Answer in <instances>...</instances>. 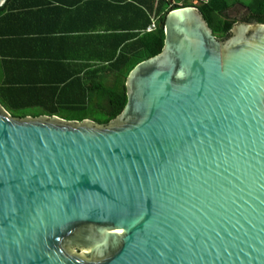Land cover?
Here are the masks:
<instances>
[{
    "label": "water",
    "instance_id": "95a60500",
    "mask_svg": "<svg viewBox=\"0 0 264 264\" xmlns=\"http://www.w3.org/2000/svg\"><path fill=\"white\" fill-rule=\"evenodd\" d=\"M125 89L108 124L0 102V264H264V24L170 11Z\"/></svg>",
    "mask_w": 264,
    "mask_h": 264
},
{
    "label": "trees",
    "instance_id": "16d2710c",
    "mask_svg": "<svg viewBox=\"0 0 264 264\" xmlns=\"http://www.w3.org/2000/svg\"><path fill=\"white\" fill-rule=\"evenodd\" d=\"M11 1L0 7V19ZM38 5L39 14L45 18L85 23L62 29L60 35L75 37L77 43L86 41L92 59L57 85L0 89V102L13 116L55 114L108 124L127 102V76L136 65L162 51L170 11L198 8L219 40L229 38L238 22L264 24V0H41ZM237 5L247 11L240 20L230 15ZM156 19L157 29L147 32ZM32 107L37 109L32 111Z\"/></svg>",
    "mask_w": 264,
    "mask_h": 264
},
{
    "label": "crops",
    "instance_id": "0c3cea01",
    "mask_svg": "<svg viewBox=\"0 0 264 264\" xmlns=\"http://www.w3.org/2000/svg\"><path fill=\"white\" fill-rule=\"evenodd\" d=\"M40 1L12 0L0 19V89L57 85L92 59L86 41L60 35L86 24L45 18L37 10Z\"/></svg>",
    "mask_w": 264,
    "mask_h": 264
},
{
    "label": "rangeland",
    "instance_id": "374dc122",
    "mask_svg": "<svg viewBox=\"0 0 264 264\" xmlns=\"http://www.w3.org/2000/svg\"><path fill=\"white\" fill-rule=\"evenodd\" d=\"M244 3H247V0H244ZM247 11H246V8H244L243 6L241 5H237L230 13L231 17L232 18H235V19H238L240 20L242 17H244L246 15ZM37 108L35 107H32L31 110L34 111L36 110ZM74 253H77V254H82L81 252L79 251H75V250H72Z\"/></svg>",
    "mask_w": 264,
    "mask_h": 264
},
{
    "label": "built area",
    "instance_id": "2783aa9c",
    "mask_svg": "<svg viewBox=\"0 0 264 264\" xmlns=\"http://www.w3.org/2000/svg\"><path fill=\"white\" fill-rule=\"evenodd\" d=\"M194 3L197 4L198 2L196 1V2H194ZM157 22H158L157 19L154 20V21L152 22L151 26L148 27L147 32H153V31H155V30L157 29V26H158Z\"/></svg>",
    "mask_w": 264,
    "mask_h": 264
}]
</instances>
